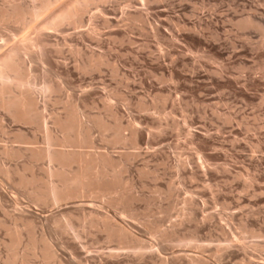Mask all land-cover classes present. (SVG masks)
I'll return each instance as SVG.
<instances>
[{
    "label": "rangeland",
    "instance_id": "1",
    "mask_svg": "<svg viewBox=\"0 0 264 264\" xmlns=\"http://www.w3.org/2000/svg\"><path fill=\"white\" fill-rule=\"evenodd\" d=\"M1 88L0 264H264V0H0ZM69 113L107 192L51 203Z\"/></svg>",
    "mask_w": 264,
    "mask_h": 264
},
{
    "label": "bare ground",
    "instance_id": "2",
    "mask_svg": "<svg viewBox=\"0 0 264 264\" xmlns=\"http://www.w3.org/2000/svg\"><path fill=\"white\" fill-rule=\"evenodd\" d=\"M2 89H4V88H1L0 94H2V92H3ZM2 107H4V109L7 112L11 113L15 120L23 121L25 123L39 122L41 124V126L44 125L43 124L44 122L41 119V117L39 118V114L37 113L32 100L24 98L21 94L20 95H12V97L7 98L6 100L3 99L2 100ZM55 124L60 129L61 139H51V137L49 135H46V139H47L46 140V143H47L46 148H42L36 153H33V151H31L32 156L34 155L33 157H36V158L40 157V158L46 160L49 164L55 165V167L49 168L47 170V172H48V177L57 179L58 183L48 181L45 184L46 185V188H45L46 198L51 203H59L62 201H68V200L73 199V198H76V199H79L80 197L84 198L85 196L94 197V198H97V197L101 198L102 196H104L103 195L104 192H102L104 190L102 188L103 184H101V183L106 182V179H104V178L105 177L107 178V173H105V171H103L104 169L101 166L100 167L102 169L99 168V164L95 163L96 161L93 158L94 156H92L93 154L91 155L90 153L84 152L80 149L81 146L83 145L82 141H87V139H88V138L87 139H84V138L89 137V136H87L88 134L86 133V131L84 134V131L81 128V125H82L81 122L75 117V115L73 113H69V114H67V116L63 120L57 119ZM120 127H118L116 130L117 141H126L127 138L123 137L125 135L122 134ZM84 135L86 137H84ZM121 135H123V136H121ZM65 147L66 148L70 147L72 149L68 150ZM73 163L76 164L75 170H69L68 172H66L65 170L68 168L70 169V165ZM112 182H114V181H112ZM99 185L103 189V190L101 189L102 191L99 189L100 188ZM108 185H109V182H108ZM110 191H111V189H110ZM41 192L44 193V191H42V190H41ZM105 192H107V191H105ZM45 195H44V198H45ZM41 196H43V195H40V197ZM103 221H104L105 228L107 229L110 236L111 235L115 236L117 233L119 235V233H121V232L124 233L123 231H125V230H122L123 228L121 225L119 226L118 224H114V226L109 227V226H107L108 220L105 218V219H103ZM126 234H128V233H126ZM18 241H19V239H18ZM18 241L16 238V242H18ZM30 241H32L31 238H30ZM33 241H34V239H33ZM34 242H36V240ZM39 242H41V241H39ZM42 243H43V241H42ZM13 245H15V244H13ZM34 245L36 247V243L32 244V246H34ZM32 250H34V249H32ZM40 251H41V249H40ZM42 251H41L42 255H40V258L42 256V259L40 261L41 263H39V264H50L51 262H53L55 260V258H56L55 253L53 252L51 246L47 242H44V250H42ZM35 258H37V257H35ZM15 259H16V256H15V254H13L11 256V258L7 260L6 264H15ZM55 261H57V260H55ZM58 262H60V261H58ZM53 263H55V262H53Z\"/></svg>",
    "mask_w": 264,
    "mask_h": 264
}]
</instances>
